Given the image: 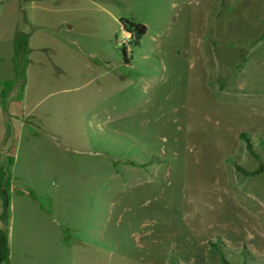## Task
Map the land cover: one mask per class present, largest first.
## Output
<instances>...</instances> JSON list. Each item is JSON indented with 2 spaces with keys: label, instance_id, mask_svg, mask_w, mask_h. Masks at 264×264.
I'll use <instances>...</instances> for the list:
<instances>
[{
  "label": "rangeland",
  "instance_id": "374dc122",
  "mask_svg": "<svg viewBox=\"0 0 264 264\" xmlns=\"http://www.w3.org/2000/svg\"><path fill=\"white\" fill-rule=\"evenodd\" d=\"M227 263L264 264V0H0V264Z\"/></svg>",
  "mask_w": 264,
  "mask_h": 264
},
{
  "label": "trees",
  "instance_id": "16d2710c",
  "mask_svg": "<svg viewBox=\"0 0 264 264\" xmlns=\"http://www.w3.org/2000/svg\"><path fill=\"white\" fill-rule=\"evenodd\" d=\"M120 22L122 24V27L130 33V43L132 45H137L139 44V41L141 39V37L145 34L146 32V25L141 23V22H136L133 21L131 19H126V18H120ZM122 51L124 53V60L126 63L129 62L128 58L126 57V46L123 45L122 47ZM240 137L245 139L246 141L248 140V138L246 137V133L242 132L240 134ZM224 262V261H223ZM226 263V262H225ZM228 264V263H227Z\"/></svg>",
  "mask_w": 264,
  "mask_h": 264
},
{
  "label": "water",
  "instance_id": "95a60500",
  "mask_svg": "<svg viewBox=\"0 0 264 264\" xmlns=\"http://www.w3.org/2000/svg\"><path fill=\"white\" fill-rule=\"evenodd\" d=\"M3 192H4V194H5V200H7V195H6V193H5V190L3 189Z\"/></svg>",
  "mask_w": 264,
  "mask_h": 264
}]
</instances>
